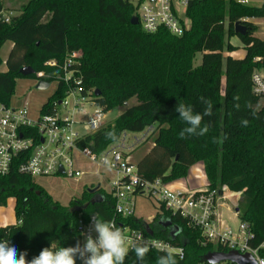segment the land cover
Returning <instances> with one entry per match:
<instances>
[{"label": "trees", "instance_id": "1", "mask_svg": "<svg viewBox=\"0 0 264 264\" xmlns=\"http://www.w3.org/2000/svg\"><path fill=\"white\" fill-rule=\"evenodd\" d=\"M4 12L5 3L0 0V51L6 42L13 44L7 70L0 72V103L11 104L17 79L25 77L20 74L22 68L57 74L62 71L46 67L48 60L62 63L68 54L81 51L75 68L84 86L100 91L97 102L107 112L124 109L113 124L87 135L80 146L100 153L124 132L154 127L152 147L136 160L138 173L149 181L172 182L203 163L211 188L243 192L237 216L250 226L253 237L249 243L260 248L264 257V105L260 106L262 98L253 93L251 81L253 71L264 66V40L254 35L256 27L250 23L245 24L246 36L235 32L237 22L262 17L264 6L238 0H189L186 16L191 28L182 36L166 28L148 33L141 24L133 25L136 5L132 0H28L10 22L1 17ZM235 36L246 50L243 58L224 56L226 48H236L229 41ZM198 55L201 62L196 64ZM257 57L263 58L262 64L255 61ZM46 81L52 83L53 78ZM64 96L62 83L41 112H52L55 101ZM201 97L213 105L212 115L202 121L209 131L181 139L179 133L186 125L175 107L185 103L203 113ZM133 98L138 103L129 106ZM244 119L249 121L246 127L241 124ZM109 131H115L117 141L106 138ZM19 163L15 161L11 172L0 176V206L14 198L17 219L16 224L0 226V240H9L18 252L26 251V259L50 245L74 246L80 241L77 224L81 217L93 213L105 220L114 217V200L101 188L95 192L91 191L95 185L86 188L81 199L66 206L34 178L21 174ZM161 218L182 230L171 239L184 248L183 258L176 255L177 264H199L211 251H227L206 242L201 230L180 215L158 214L150 224L156 235L170 239ZM128 222L143 228L142 218L132 217ZM163 254L151 250L145 264H156ZM125 264H138L134 253H129Z\"/></svg>", "mask_w": 264, "mask_h": 264}, {"label": "built area", "instance_id": "2", "mask_svg": "<svg viewBox=\"0 0 264 264\" xmlns=\"http://www.w3.org/2000/svg\"><path fill=\"white\" fill-rule=\"evenodd\" d=\"M188 1L135 0V16L138 17L143 30L148 33L166 28L172 34L182 36L191 28V22L186 16ZM238 1L244 5L264 6V0L259 4H251L252 0ZM1 17L10 22V16L2 13ZM259 19L264 20V15L247 17L242 24L250 23L254 27L264 25V21L261 23L257 21ZM81 57L82 52L75 51L68 54L62 63L50 59L45 66L59 68L62 72L52 75L42 70L32 75L37 83L40 80L46 81V78H53L57 88L64 84L65 96L55 101L52 112L42 113L41 108L34 117L28 103L22 105H14L12 102L10 105L0 103V176L8 175L15 166V161H20L18 170L21 174L34 179L64 175L79 180L84 175H95L105 170L113 174L110 191L107 192L114 200V217L111 220L117 226L128 230L130 245L137 237H142L145 241H152L151 250L164 252V249L172 248L176 255L183 258L184 248L171 241V228L176 226L171 224L166 227L170 239L156 235L154 227L150 226L158 214L163 216L170 213L189 219L201 230L206 242L221 245L227 251L249 253L256 259L257 264H264L260 248H253L249 243L253 237L250 226L241 222L237 231L223 227L218 214V208L227 207V202L232 204L236 211L242 199V192H234L241 195L237 201L227 197L229 189L211 188L209 182L201 188L185 190L174 187L172 182L164 181L162 178L146 180L138 173L132 152L150 140L154 127L149 126L142 132H124L119 141L100 153L80 146L87 135L94 134L107 125L108 113L98 104L95 90L84 86L79 71L75 68ZM255 61L262 64L263 58L257 57ZM251 81L253 93L264 98V66H259L253 71ZM130 133H134L132 142L128 140ZM76 154L90 160L95 164L96 170L82 169L76 161ZM61 168L63 172H60ZM99 186L101 188L100 184ZM138 197L156 199L157 213L147 219L137 215ZM93 215L98 213L81 217L78 221L77 232L81 244L91 230ZM132 217L142 218L143 228L133 227L128 222ZM164 221V218H161V224H164ZM148 227L151 228L152 234L147 230ZM92 235L95 236V233Z\"/></svg>", "mask_w": 264, "mask_h": 264}, {"label": "rangeland", "instance_id": "3", "mask_svg": "<svg viewBox=\"0 0 264 264\" xmlns=\"http://www.w3.org/2000/svg\"><path fill=\"white\" fill-rule=\"evenodd\" d=\"M28 0H4L5 3V12L7 16H15L19 12L20 6L27 2ZM135 2V0H132ZM251 1V0H250ZM261 0H252L251 4H259ZM260 23L264 20H257ZM254 35L260 39L264 40V25H260L256 27ZM232 45L236 48L233 51H229L227 48L225 49L224 56L232 55L235 58H243L246 55V50L238 37H232L230 40ZM12 43L10 41L6 42L0 51V56L2 58V64L0 65V72L7 70L6 59L12 49ZM201 62V55L197 56L196 64ZM36 78L34 77H22L18 78L16 81V93L12 98V103L17 104L20 102V99H28L30 101H34L37 103L35 108H33L34 117L37 116L39 107L44 104L48 100V96L52 95L57 89V83L52 82L51 86L47 90L36 89ZM224 87V80H223ZM24 96L21 95L23 94ZM138 103L136 98H133L129 102V106L135 105ZM264 105V98L261 99L260 106ZM124 108H116L107 113L106 122L107 124H113L117 117L122 113ZM130 138L128 139L130 142L133 141L134 133H130ZM153 144V139L148 140L147 142L141 144L132 152V157L134 161H136L140 156L146 153ZM76 161L78 165L85 170H96L95 164L90 162V160L86 159L80 154H76ZM195 170V169H193ZM189 175V173H188ZM113 180V174L110 172H106L102 170L100 173L92 175H84L79 180H75L72 178H68L67 176H55V177H36L35 181L38 185H40L43 189H45L52 198L63 205L68 206L72 201H76L82 198L84 190L89 188L92 185H101V189L108 192L110 191V184ZM198 183L204 182L201 177L196 179ZM203 185V184H202ZM94 187V188H95ZM234 196V195H232ZM228 206L221 207L219 210V216L223 227H230L234 231H237L240 226V219L238 218L235 208L227 202ZM15 200L9 199L6 206H0V226L13 225L17 223L16 214H15ZM229 207V208H228ZM158 210V203L154 198L147 197H138L136 211L137 215L142 216V218L147 219L152 215H155ZM9 222L6 223V221ZM216 245V244H215ZM199 264H207L205 262ZM220 264H234L231 262H222Z\"/></svg>", "mask_w": 264, "mask_h": 264}, {"label": "clouds", "instance_id": "4", "mask_svg": "<svg viewBox=\"0 0 264 264\" xmlns=\"http://www.w3.org/2000/svg\"><path fill=\"white\" fill-rule=\"evenodd\" d=\"M234 99L238 100L239 97ZM201 100L205 104L203 113L194 112L191 105L177 103L175 112L186 125L179 133L181 139L203 136L209 131L207 125L202 126V121L205 116L212 115L213 105L210 99L201 97ZM236 107L239 108V105L237 104ZM248 123L246 119L241 121L242 126L245 127ZM105 135L114 142L118 139L115 131H109ZM224 139H227L226 135ZM93 232L95 236L92 235ZM128 242L129 234L126 228L117 226L112 220L93 215L91 230L86 234L82 244L77 240L74 246L50 245L43 248L31 260L26 259V251L18 252L9 240H0V264H77V259L81 264H125L130 251L134 253L138 264H145L148 253L153 247L152 241L137 237L131 245ZM156 264H177L176 251L172 248L164 249V254L156 259Z\"/></svg>", "mask_w": 264, "mask_h": 264}, {"label": "water", "instance_id": "5", "mask_svg": "<svg viewBox=\"0 0 264 264\" xmlns=\"http://www.w3.org/2000/svg\"><path fill=\"white\" fill-rule=\"evenodd\" d=\"M131 23L133 25H138L139 24V19L137 16H133L131 19ZM235 32L236 34L242 35V36H246L248 33V28L242 24L241 22H237L235 24ZM35 73V70L31 67V66H27L24 67L20 70V74L27 77V76H31ZM51 86V83L45 80H40L37 84H36V89H40V90H47L49 89ZM95 95L97 97L100 96V91L96 90L95 91ZM60 172H63V169H60ZM98 189H100V186H96L95 188H92V192L97 191ZM243 194V192H242ZM236 212H238V208H236ZM164 227H169L171 226L170 222H166L163 224ZM147 230L149 231L150 234H152V230L151 228H147ZM182 232L181 228L179 227H172L171 228V238L173 240H175L180 233ZM231 262L234 264H257L256 259L251 255V254H241L238 251L232 250V251H211L209 253H207L204 256L203 262L207 263V264H220L222 262Z\"/></svg>", "mask_w": 264, "mask_h": 264}, {"label": "crops", "instance_id": "6", "mask_svg": "<svg viewBox=\"0 0 264 264\" xmlns=\"http://www.w3.org/2000/svg\"><path fill=\"white\" fill-rule=\"evenodd\" d=\"M24 91H26V89L23 90V94L21 93V95H23V96H24V93H25ZM50 96H48V99H49ZM25 103H28L29 104V107H30V110H31V115L33 116L34 113H33L32 110H33V108H35V105L37 104L34 101H30L28 99H20V102L17 103V104H14V105H22V104H25ZM42 107H43V105H41L39 107L40 108L39 111L41 110ZM193 169H195V170H193ZM198 177H201V179L204 182L198 183V181L196 180ZM208 182L209 181H208L207 175L205 173L204 165H203V163L199 162V163L193 165L190 168L189 175L187 177L181 178V179H178V180H175V181H172V185L174 187H176V188H181V189H185V190H190V189L192 190V189L201 188L202 186H206ZM10 199H14V198H10ZM15 203H16V200H15ZM14 209H15V207H14ZM220 209H221V207L218 208V214H219V210ZM7 222H9V220H7L6 223ZM1 226H3V225H1Z\"/></svg>", "mask_w": 264, "mask_h": 264}, {"label": "bare ground", "instance_id": "7", "mask_svg": "<svg viewBox=\"0 0 264 264\" xmlns=\"http://www.w3.org/2000/svg\"><path fill=\"white\" fill-rule=\"evenodd\" d=\"M232 195H234V196H232ZM240 194H238V193H234V192H232V191H228L227 192V197H229V198H232L233 200H240Z\"/></svg>", "mask_w": 264, "mask_h": 264}, {"label": "flooded vegetation", "instance_id": "8", "mask_svg": "<svg viewBox=\"0 0 264 264\" xmlns=\"http://www.w3.org/2000/svg\"><path fill=\"white\" fill-rule=\"evenodd\" d=\"M161 224V223H160Z\"/></svg>", "mask_w": 264, "mask_h": 264}]
</instances>
